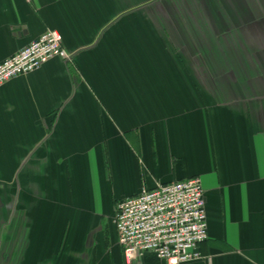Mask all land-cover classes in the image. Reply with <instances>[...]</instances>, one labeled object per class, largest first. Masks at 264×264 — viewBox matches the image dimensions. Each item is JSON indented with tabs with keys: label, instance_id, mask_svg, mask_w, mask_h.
Wrapping results in <instances>:
<instances>
[{
	"label": "crops",
	"instance_id": "0c3cea01",
	"mask_svg": "<svg viewBox=\"0 0 264 264\" xmlns=\"http://www.w3.org/2000/svg\"><path fill=\"white\" fill-rule=\"evenodd\" d=\"M169 8L0 0V62L47 29L72 55L0 86V264H126L115 204L195 176L208 236L183 264H264V0Z\"/></svg>",
	"mask_w": 264,
	"mask_h": 264
},
{
	"label": "built area",
	"instance_id": "2783aa9c",
	"mask_svg": "<svg viewBox=\"0 0 264 264\" xmlns=\"http://www.w3.org/2000/svg\"><path fill=\"white\" fill-rule=\"evenodd\" d=\"M70 62L60 34L51 29L0 62V86L29 74L50 59ZM113 224L126 264L152 254L163 264L200 260L199 245L207 239V216L198 177L143 188L115 204Z\"/></svg>",
	"mask_w": 264,
	"mask_h": 264
},
{
	"label": "rangeland",
	"instance_id": "374dc122",
	"mask_svg": "<svg viewBox=\"0 0 264 264\" xmlns=\"http://www.w3.org/2000/svg\"><path fill=\"white\" fill-rule=\"evenodd\" d=\"M174 3H175V0H165V12H166V15H170V16H173V15H180V12H179V10H176V13H175V11L174 10H172V8H169L170 6H173L174 7ZM153 5V4H152ZM156 4H154L153 5V7L155 6ZM149 6V5H148ZM183 7V9L185 8L186 9V7L183 5L182 6ZM154 8H157V6H155ZM161 8H162V6H160V8H159V11L161 12ZM189 8V7H188ZM155 12H157V10L155 11ZM186 12H188V11H186ZM189 13V12H188ZM249 61V60H248ZM35 71V70H34ZM230 78H231V76H230Z\"/></svg>",
	"mask_w": 264,
	"mask_h": 264
},
{
	"label": "trees",
	"instance_id": "16d2710c",
	"mask_svg": "<svg viewBox=\"0 0 264 264\" xmlns=\"http://www.w3.org/2000/svg\"><path fill=\"white\" fill-rule=\"evenodd\" d=\"M199 249V248H198Z\"/></svg>",
	"mask_w": 264,
	"mask_h": 264
}]
</instances>
